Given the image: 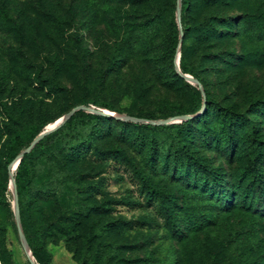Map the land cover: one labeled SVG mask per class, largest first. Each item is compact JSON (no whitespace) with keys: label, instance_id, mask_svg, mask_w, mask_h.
Segmentation results:
<instances>
[{"label":"rangeland","instance_id":"rangeland-1","mask_svg":"<svg viewBox=\"0 0 264 264\" xmlns=\"http://www.w3.org/2000/svg\"><path fill=\"white\" fill-rule=\"evenodd\" d=\"M216 1L197 0L216 34L185 40L208 93L187 114L171 108H192L198 86L167 53L177 0H0V264H30L16 213L48 264H264V0ZM85 104L191 123L98 120L73 149L55 148L60 124L25 158L15 209L4 157L29 145L13 138Z\"/></svg>","mask_w":264,"mask_h":264},{"label":"trees","instance_id":"trees-1","mask_svg":"<svg viewBox=\"0 0 264 264\" xmlns=\"http://www.w3.org/2000/svg\"><path fill=\"white\" fill-rule=\"evenodd\" d=\"M215 4L220 5L221 0H217ZM175 11H176V2H174L172 5V11L170 16L167 53L173 59L177 53L178 44H180L179 69L183 73L192 74V70L188 66L187 60L185 59L184 56L185 40L187 38V35L189 34V29L190 31L192 30L191 32L198 34L200 38L207 39L208 37L210 38L216 34L217 29H215V27H218L220 24H218L217 22H212L211 19L212 17L205 14L204 10L199 6L197 0H181V17H180V23H181L180 26L182 30L181 33L179 31L178 24L176 21ZM217 17L218 15H216V21H217ZM193 77L197 79L199 83H201L200 80L197 78V76L193 75ZM189 86L191 90V98L194 103L193 107L190 109L188 108L185 109L184 107L181 106H171V108L180 111V113H187V114H196L198 113V111H201L202 113L203 111L207 110L208 109L207 105L206 106L204 105V107L201 109L202 92L200 91L198 86L192 84H189ZM203 92L205 98L207 99L208 98L207 91L203 89ZM216 105L217 107H219V104ZM84 106L87 105L85 104ZM101 107L109 108L107 107V105H103ZM137 118L142 120H152L153 116L143 115L142 117H137ZM98 120L111 122L114 119L113 117L110 116L98 115L85 110H78L74 112L70 116V118L64 122L65 124L63 123L64 127H61L59 129L58 142L55 148L73 149L74 148L73 145L79 140L80 135L86 130L95 128L97 126L96 123ZM123 123L127 125H132L134 127L140 126L146 128L166 129V128L185 127L191 123V120L188 119L186 121H182L179 124H172V125H151L149 123L135 122L131 120L123 121ZM230 130H231V124H228L227 133H230ZM40 132L41 130L37 129L35 132L30 133L27 137H22V135L18 134L13 138V140H18L20 142L21 140H24L23 147L26 148L28 145H30V143H32V141L36 138V136ZM46 138H44L41 142H38L30 153L24 154V156L22 157V159L20 160V162L16 167L14 177H15L16 190L19 198L28 191V186L32 179V172L25 158L33 157L35 155H40L44 153V151H48V152L51 151L50 147H47L46 149V147L44 146L43 141H45ZM15 158H16L15 154H10L9 150L6 151L4 157L5 164L7 166L10 165ZM219 175L221 176L222 173H220ZM10 217H13L12 214ZM200 223H198L197 226L200 225ZM211 224H212L211 222H208L205 225V227L210 228V226H212ZM13 225L15 224L13 223ZM24 232L26 233V239L31 248L32 255L35 261L38 262V264H48L49 258L45 253L44 249L40 247L41 245L39 244V242H38V246H35L33 239L31 238L32 236L27 234V231L24 230ZM229 264H233V262H230Z\"/></svg>","mask_w":264,"mask_h":264},{"label":"water","instance_id":"water-1","mask_svg":"<svg viewBox=\"0 0 264 264\" xmlns=\"http://www.w3.org/2000/svg\"><path fill=\"white\" fill-rule=\"evenodd\" d=\"M176 10H177V19H178V22H180V17H181V0H177V7H176ZM180 32L182 33V30H181V26H180ZM179 60H180V44H179V47L177 49V53H176V59H175V67H176V70L179 69ZM179 74L182 78H184L185 80L187 81H191L193 83H197L198 86H199V89L200 91L202 92V94H204L203 92V88L201 87L200 83L198 82L197 79H194L192 78L191 76L187 75V74H183L182 72L179 71ZM78 110H85V111H89V112H92V113H95V114H98V115H103V116H110V117H113V118H117V119H122V120H131V121H135V122H141V121H146V120H142V119H139V118H136V117H131V118H127V119H123L120 115H116L114 113H112L111 111H108L106 109H103V108H95V107H91V106H78V107H75L73 108L56 126L52 127V128H48L44 131H42L34 140L33 142L17 157L18 159L16 160V162L14 163L15 165H13L12 167V163L9 165V169L10 171L12 170H15L18 163L20 162V160L22 159V157L24 156V154L30 152L33 147L46 135L48 134L49 132L53 131L54 129H56L60 124H63L66 120H68L70 118V116L78 111ZM146 123V122H145ZM165 123H168V121H164V122H161L159 123V125H165ZM11 188H12V195L14 197V207L16 209V206H17V202H16V199H17V191H16V184H15V179L14 178H11ZM15 218H16V224H17V229H18V233H19V237H20V240L23 244V247L27 253V256H28V259H29V262L30 264H36L35 261L33 260V256H32V253L28 247V244L26 242V239H25V236H24V233L22 231V227H21V222H20V218L19 216L17 215V213L15 214Z\"/></svg>","mask_w":264,"mask_h":264},{"label":"bare ground","instance_id":"bare-ground-1","mask_svg":"<svg viewBox=\"0 0 264 264\" xmlns=\"http://www.w3.org/2000/svg\"><path fill=\"white\" fill-rule=\"evenodd\" d=\"M112 112V111H111ZM112 113H114V114H116V115H118L117 113H115V112H112Z\"/></svg>","mask_w":264,"mask_h":264}]
</instances>
